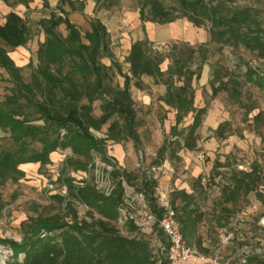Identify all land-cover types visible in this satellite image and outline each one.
I'll return each instance as SVG.
<instances>
[{"label":"trees","instance_id":"obj_1","mask_svg":"<svg viewBox=\"0 0 264 264\" xmlns=\"http://www.w3.org/2000/svg\"><path fill=\"white\" fill-rule=\"evenodd\" d=\"M138 2L143 23L165 24L186 17L195 26L209 25L210 38L195 45L175 40L161 49L153 48L148 38L137 40L130 46L125 59L129 66L123 71L110 49L111 38L106 24L93 17L88 27L77 26L69 17L75 9L74 1L60 0L48 19H40L45 38L36 59L30 58L26 64L17 65L10 53L30 41L31 26L28 17L14 10L6 13L0 22V70L8 78L0 77L9 84L0 99V128L8 133L6 139L10 144H3L0 138V186L24 175L20 164L38 162L45 165L58 148H69L68 164L85 169L91 159V150L100 153L103 159L108 158V141L120 144L132 141L136 147L141 144L139 128L144 121L133 98L131 82L142 87L144 76L166 86L164 105L175 110L171 126L174 139L165 136L151 164L168 161L182 169L185 161L179 153L197 147L196 131L209 109L208 104L197 107L194 103V83L200 79L204 65L210 64L215 54L226 46L247 49L255 53L258 60H264V0H177L172 6H166L162 0ZM61 25L66 35L60 33ZM103 57H108L111 65L105 64ZM166 60L168 66L164 70L162 64ZM244 67L240 78L231 75L226 67L213 64L209 79L211 95L228 93L244 109L242 121L253 130H259V126L264 125V109L251 115L257 102L252 97L247 99L243 86L248 83L264 90V67L247 61ZM116 73L124 77L122 86L113 84ZM96 101H100L101 106L98 116L93 113ZM190 114L192 122L181 126ZM165 117L166 112L162 119ZM105 124H108L105 137L98 138L92 130H102ZM231 127V120L219 122L213 129L214 136L224 139L235 134L236 130ZM62 131L63 137L60 136ZM228 163L218 159L211 167L209 181L214 183L228 165L218 200L210 210L204 209L208 190L202 175L190 180L189 189L178 183L172 186L170 200L182 222L184 237L189 245L204 254L210 253L218 243L211 231L231 224L236 212L247 210L241 231L250 212L258 210L254 224L264 214L263 166L256 159L248 169H237ZM118 175L124 176L132 188L145 190L150 206L158 212L154 192L157 179L150 178L142 169L123 168L114 172V176ZM253 192L256 210L250 207L253 200L247 201L248 206L242 201ZM71 193L91 208V221L79 222L73 208L69 213L49 216L40 213L36 218L26 219L20 225L24 234L21 243L0 238V243L10 244L14 258L18 253L24 254V260L17 264H167L169 242L160 226L142 230L130 222L126 225V233L117 227L123 193L121 183L111 196L103 195L91 184L71 190ZM238 202L243 203L242 206ZM205 224L211 228L210 234H202ZM42 230L46 234L40 236ZM257 230L264 232L258 225ZM207 238L214 243L212 248L204 246ZM245 264H264V258L250 253Z\"/></svg>","mask_w":264,"mask_h":264},{"label":"rangeland","instance_id":"obj_2","mask_svg":"<svg viewBox=\"0 0 264 264\" xmlns=\"http://www.w3.org/2000/svg\"><path fill=\"white\" fill-rule=\"evenodd\" d=\"M73 1L75 9L69 13L70 20L77 26L86 28L89 26V19L93 17L100 18L108 28L111 38L110 49L118 62L122 64L123 71H127L129 66L125 59L129 54L130 46L137 40L148 38L153 48L161 49L165 44L175 40L195 45L210 38L209 25L195 26L186 17L165 24L157 22L143 23L140 19L138 0ZM162 1L166 6L177 4V0ZM245 1L252 2L255 0H241V2ZM59 2L60 0H0V22L3 21L7 12L14 10L22 16L28 17L31 26L32 38L30 41L10 53L17 65L26 64L30 58L36 59L37 51L45 38L40 19H48L53 13L52 8H56ZM59 14L62 13L59 12ZM59 31L62 35L67 33L64 25L59 27ZM102 61L107 65H111V60L108 57H103ZM246 61L255 66L261 64L264 67V60H258L255 53L241 47L232 49L228 46L223 47L219 53L215 54L210 64L204 65L200 79L197 83H194L196 86L194 103L197 107L208 104L209 109L203 115L202 123L196 131L198 134L197 147L194 150L183 149L179 153L180 156H193L194 163L200 165V169L191 172L192 170L189 167L179 169L167 161L172 172L166 183L172 186L178 183L180 186L183 185L189 189L190 180H193L194 177L202 175V180L203 178H210L211 167L218 159L228 161L230 166L234 165L237 169H241L247 161L252 162L253 159H256L264 168V125L259 124V130H253V127L247 125V122L242 121L241 117L244 109L236 104L226 92H221L218 96L212 97L209 84L213 64L226 67L231 75L240 76L245 71L244 62ZM167 66L168 61L166 60L162 64V69H167ZM0 76L8 78L3 70H0ZM1 77L0 99L5 94V86L9 84ZM113 79V84L122 86L124 83V77L120 74L116 73ZM165 89L164 84L155 83L154 79L149 76L143 77L142 87L136 86L134 81L131 82L132 95L139 106L140 116L144 121L139 128L142 141L137 147L132 141L121 144L112 141L107 142V156L112 158L113 162L121 168L132 171L141 169V166L147 167L156 156L165 136L171 140L174 139L171 134V126L174 124L175 110L163 104L164 95L160 92ZM243 92L244 95H248L247 99L252 97L251 99L257 102V108L251 115L264 109V90L245 83ZM100 107V101H96L93 111L96 116L101 114ZM165 112L166 117L162 119ZM192 120L193 117L190 114L181 126L189 125ZM223 120H231V129L236 130V133L228 135L224 139H218L214 136L212 126L215 124L217 126ZM251 122L252 119L249 123ZM107 126L108 124H105L102 130L94 129L92 131L98 138L105 137ZM227 131L231 132L230 130ZM7 136L8 133L0 128V138H2V143L5 145L10 144L9 139H6ZM60 136L63 137L61 134ZM69 153H71L69 148H58L51 153L50 160L45 165L36 162V167H31V165H28L29 163H22L19 168L24 172V175L17 181H7V183L0 186L1 239L21 243L24 238V234L20 230L21 223L30 217L36 218L40 213L46 216L69 213V209L73 208L79 222L80 218L88 222L91 221L92 217L89 213L91 208L71 193V190L75 191L82 186V183H80L81 180L76 173L80 169L75 168L74 164H68ZM96 154L102 156L98 152ZM117 156L123 157L118 159ZM197 156H203V160L200 161ZM226 167L228 168V165L222 169L223 178L222 175H219L214 183L210 181L207 183L208 194L204 196L205 210L213 208L218 200L221 192L220 187L225 181ZM250 200L255 202L254 192L250 193L247 198L242 199L246 206H248ZM243 203L238 202V205L242 206ZM84 204L87 206L85 207ZM256 209L253 208V210ZM257 211L249 213V220L243 225L242 229L244 237L235 239L229 246L225 247L222 251L223 257L232 255L240 245H248L252 253H258L264 258V232L257 230V225L264 230V214L260 216L257 224H254L256 217L259 215L256 214ZM95 216L98 215L95 214ZM70 217L69 215L68 219ZM116 225L122 233H126L127 224H121L117 218ZM201 231L203 235H207L210 234L211 228H207L205 224ZM211 232L213 239H218V231L215 232L213 229ZM45 234V231L42 230L40 236ZM208 239H205L204 246L212 248L214 243H210V239ZM13 253L10 244L0 243V264H17L24 260L23 253H18L15 258L12 256Z\"/></svg>","mask_w":264,"mask_h":264},{"label":"built area","instance_id":"obj_3","mask_svg":"<svg viewBox=\"0 0 264 264\" xmlns=\"http://www.w3.org/2000/svg\"><path fill=\"white\" fill-rule=\"evenodd\" d=\"M64 131L61 132V135ZM91 150V159L85 169H80L76 173L81 180L82 186L88 182L105 196H111L119 183L123 187L122 202L118 207V222L127 224L132 222L137 228L145 230L151 226L158 225L167 236L169 246L166 249L167 264H245L250 254L248 245L238 246L232 255L223 257L222 251L229 246L236 237L243 238L240 230L241 223L245 222L247 210H241L234 214L231 224L218 229V243L208 254L200 252L196 247L189 245L182 232V222L177 216L170 200L173 191L171 184L166 183L172 172L167 161L160 164H150L147 167L141 166L150 178L157 179L154 187L158 212H155L149 204V199L145 190L134 189L128 184L122 175L114 176L116 170H121L120 166L114 163L108 156L103 159ZM71 156V153L68 154ZM201 161L203 156H197ZM251 162L247 161L241 169H248ZM209 178H203L204 186H207ZM86 207L87 205L84 204ZM255 202L250 207L256 208ZM80 221L82 218L79 219ZM162 249V247L160 245ZM252 253V252H251Z\"/></svg>","mask_w":264,"mask_h":264},{"label":"crops","instance_id":"obj_4","mask_svg":"<svg viewBox=\"0 0 264 264\" xmlns=\"http://www.w3.org/2000/svg\"><path fill=\"white\" fill-rule=\"evenodd\" d=\"M162 95H165L166 93V89L163 92H160ZM164 104V103H163ZM218 125V124H217ZM213 128H216V124L214 126H212ZM123 156H117V158H121ZM184 159V165L183 168H191V172L193 171H199L200 169V165H197L196 163H194L193 161V156H182ZM39 164V163H38ZM28 165H31V167H36V163H29Z\"/></svg>","mask_w":264,"mask_h":264},{"label":"bare ground","instance_id":"obj_5","mask_svg":"<svg viewBox=\"0 0 264 264\" xmlns=\"http://www.w3.org/2000/svg\"><path fill=\"white\" fill-rule=\"evenodd\" d=\"M167 25V24H166ZM163 30V29H162Z\"/></svg>","mask_w":264,"mask_h":264}]
</instances>
